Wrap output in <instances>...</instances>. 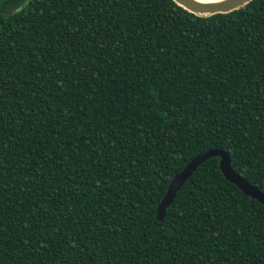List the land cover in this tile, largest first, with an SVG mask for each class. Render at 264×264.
<instances>
[{
  "label": "trees",
  "instance_id": "1",
  "mask_svg": "<svg viewBox=\"0 0 264 264\" xmlns=\"http://www.w3.org/2000/svg\"><path fill=\"white\" fill-rule=\"evenodd\" d=\"M264 0H0V264H264Z\"/></svg>",
  "mask_w": 264,
  "mask_h": 264
},
{
  "label": "water",
  "instance_id": "2",
  "mask_svg": "<svg viewBox=\"0 0 264 264\" xmlns=\"http://www.w3.org/2000/svg\"><path fill=\"white\" fill-rule=\"evenodd\" d=\"M176 5L195 15H212L215 13H226L235 10L250 0H214L200 2L197 0H172ZM218 157V168L229 182L233 183L243 194L255 199L264 206V194L257 188L245 181L230 166L227 153L221 149H209L192 157L177 173H175L155 208V219L162 221L166 207L171 203L176 191L182 183L190 176L195 168L209 157Z\"/></svg>",
  "mask_w": 264,
  "mask_h": 264
},
{
  "label": "bare ground",
  "instance_id": "3",
  "mask_svg": "<svg viewBox=\"0 0 264 264\" xmlns=\"http://www.w3.org/2000/svg\"><path fill=\"white\" fill-rule=\"evenodd\" d=\"M197 1H200V2H207V1H214V0H197Z\"/></svg>",
  "mask_w": 264,
  "mask_h": 264
}]
</instances>
